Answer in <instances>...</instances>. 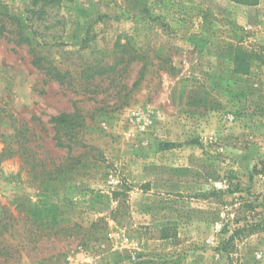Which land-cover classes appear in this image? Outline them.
I'll return each instance as SVG.
<instances>
[{"label":"rangeland","instance_id":"obj_1","mask_svg":"<svg viewBox=\"0 0 264 264\" xmlns=\"http://www.w3.org/2000/svg\"><path fill=\"white\" fill-rule=\"evenodd\" d=\"M263 156L264 0H0V264H264Z\"/></svg>","mask_w":264,"mask_h":264},{"label":"trees","instance_id":"obj_2","mask_svg":"<svg viewBox=\"0 0 264 264\" xmlns=\"http://www.w3.org/2000/svg\"><path fill=\"white\" fill-rule=\"evenodd\" d=\"M40 2H41V0H33V4H34L35 7H38V5L40 4ZM25 39L27 41L29 40V38H25ZM137 85H138V83H136L134 85V88H136ZM77 119H78V115L76 113L75 114H61L59 117H55L54 118V122L56 123V125L58 127L67 126L69 124V127L67 129L68 130L67 133H73V137H74L76 135V127H77V123H78L77 122ZM258 175L264 177V156L254 166L251 179H252V177L258 176ZM233 183H234V180L232 179L229 182V188H228V191L227 192H232V190H233L234 187L236 189H238V187L235 186V184H233ZM256 199H259V197H256ZM241 201L242 202H245L243 198H242ZM263 201H264V198H263ZM244 204H247V207L251 210L250 212H253V208L254 207H252L253 204L251 202H245ZM244 214H246V213L245 212H242V211L238 212L237 221H240L242 219V217H243V218H245L246 224H244V226H242V227L239 226L238 228H236L232 232V235L230 236V238L227 241H225L223 243V245H228L231 242H233L234 240L239 239L243 235L251 234L252 232H254L255 230H257L258 227H261V223L262 222L260 224L250 223V221L248 220L249 215H244ZM263 222H264V220H263ZM237 223H239V222H237ZM165 238H167V237H165Z\"/></svg>","mask_w":264,"mask_h":264},{"label":"built area","instance_id":"obj_3","mask_svg":"<svg viewBox=\"0 0 264 264\" xmlns=\"http://www.w3.org/2000/svg\"><path fill=\"white\" fill-rule=\"evenodd\" d=\"M149 123H150V122L146 121V122H144L143 125H141V128H142L143 131L146 130V128H147V126L149 125Z\"/></svg>","mask_w":264,"mask_h":264}]
</instances>
